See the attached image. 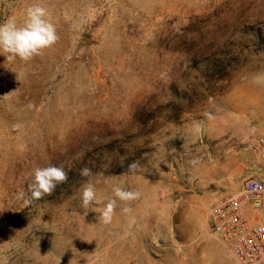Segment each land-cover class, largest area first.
I'll list each match as a JSON object with an SVG mask.
<instances>
[{"label": "rangeland", "instance_id": "374dc122", "mask_svg": "<svg viewBox=\"0 0 264 264\" xmlns=\"http://www.w3.org/2000/svg\"><path fill=\"white\" fill-rule=\"evenodd\" d=\"M33 4L59 40L28 62L0 55V264H186L204 239L226 252L209 207L264 180L250 147L264 129V0H0V24H23ZM214 18L242 52L213 90L179 42L209 40ZM49 164L68 180L32 200V170ZM115 186L141 196L120 201Z\"/></svg>", "mask_w": 264, "mask_h": 264}, {"label": "clouds", "instance_id": "9594fccd", "mask_svg": "<svg viewBox=\"0 0 264 264\" xmlns=\"http://www.w3.org/2000/svg\"><path fill=\"white\" fill-rule=\"evenodd\" d=\"M48 10L40 4L30 5L26 9L23 24H18L14 18L8 19L0 24V55L6 57L8 61L17 58L24 62L31 61L44 50L53 47L59 40L55 25L48 19ZM32 107V105H29ZM202 125L197 126L200 130ZM129 171L137 168L136 163L129 166ZM68 171L64 167L49 164L43 167H35L32 170L31 182L28 185V192L32 200H41L45 196H50L56 188L66 183ZM82 177H89L91 169L84 167L80 170ZM114 196L123 202L138 200L141 196L139 191L125 190L122 186L113 188ZM96 201L95 188L91 183L83 186L82 203L88 206ZM117 207L116 199L109 200L99 214V219L103 224H110L113 220L114 212ZM123 211L129 209L125 207Z\"/></svg>", "mask_w": 264, "mask_h": 264}, {"label": "built area", "instance_id": "2783aa9c", "mask_svg": "<svg viewBox=\"0 0 264 264\" xmlns=\"http://www.w3.org/2000/svg\"><path fill=\"white\" fill-rule=\"evenodd\" d=\"M250 147L264 163V129L250 139ZM207 221L239 264H264L263 179L249 177L239 191L214 201Z\"/></svg>", "mask_w": 264, "mask_h": 264}, {"label": "trees", "instance_id": "16d2710c", "mask_svg": "<svg viewBox=\"0 0 264 264\" xmlns=\"http://www.w3.org/2000/svg\"><path fill=\"white\" fill-rule=\"evenodd\" d=\"M198 18L199 17H196V19ZM211 21L212 24L209 25L208 29H206L208 25L204 27L207 31H209L207 34L210 36L209 40L202 41L191 38L184 42H179V47L182 48L184 46L186 48L185 50L190 64L198 61L205 66L207 70L202 73V76L205 79L207 78V72H211L213 74L214 81L210 88L214 90L218 88L221 80L228 75V70L234 67L236 62L239 61L242 51H233L230 48L232 45V39H235L237 30L228 19L223 22L224 25L219 24L215 18ZM191 27H195V25L190 23L186 29L188 30ZM221 33L223 35H221ZM253 36L256 37V34H253ZM259 40L262 48H264V36L259 37Z\"/></svg>", "mask_w": 264, "mask_h": 264}, {"label": "crops", "instance_id": "0c3cea01", "mask_svg": "<svg viewBox=\"0 0 264 264\" xmlns=\"http://www.w3.org/2000/svg\"><path fill=\"white\" fill-rule=\"evenodd\" d=\"M210 241L204 239L199 242V252L195 253V246L187 247L185 254L186 264H226V257H234L231 249L228 245L225 244L227 250L224 253H221L220 244H212ZM238 263V262H237ZM239 264V263H238Z\"/></svg>", "mask_w": 264, "mask_h": 264}]
</instances>
